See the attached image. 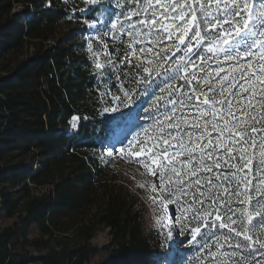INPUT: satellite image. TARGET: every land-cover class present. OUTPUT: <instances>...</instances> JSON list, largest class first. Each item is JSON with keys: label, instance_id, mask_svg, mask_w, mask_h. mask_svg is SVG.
I'll return each instance as SVG.
<instances>
[{"label": "trees", "instance_id": "1", "mask_svg": "<svg viewBox=\"0 0 264 264\" xmlns=\"http://www.w3.org/2000/svg\"><path fill=\"white\" fill-rule=\"evenodd\" d=\"M98 10L0 0V264H159L130 177L99 155L105 96L84 24Z\"/></svg>", "mask_w": 264, "mask_h": 264}, {"label": "snow or ice", "instance_id": "2", "mask_svg": "<svg viewBox=\"0 0 264 264\" xmlns=\"http://www.w3.org/2000/svg\"><path fill=\"white\" fill-rule=\"evenodd\" d=\"M133 2L111 22L128 36L125 58L135 59L131 75L137 85L155 83L176 99L168 101L171 107L165 106L151 132L144 129L129 142L126 154L140 158L136 162L157 178L167 194L162 210L177 206L173 227L187 233L189 243L200 237L207 264H264V0ZM85 3L105 7L98 0ZM214 58L218 66L208 71L207 61ZM95 67L103 65L97 60ZM178 80L184 82L180 87ZM120 91L126 99L113 95V101L126 104L129 91ZM233 237L242 240L233 243ZM225 244L252 259H233L238 253L221 251Z\"/></svg>", "mask_w": 264, "mask_h": 264}, {"label": "rangeland", "instance_id": "3", "mask_svg": "<svg viewBox=\"0 0 264 264\" xmlns=\"http://www.w3.org/2000/svg\"><path fill=\"white\" fill-rule=\"evenodd\" d=\"M118 3L122 7L117 8ZM98 4H103L105 7H99L93 18L85 19L84 24L86 25L87 51L94 63L98 60L103 65L101 69H98V79L102 85V93L105 96V107L101 113V126L98 128L100 158L104 162L112 160L114 167L123 171L125 176L130 177L129 184L138 195L140 203L145 209L147 222L160 233L162 242L159 264H207V260L202 257H207L208 249L200 250V237H197L196 242L189 243L191 237L187 233L178 234L179 228L173 227L174 221L171 219L173 211H177L178 214L177 206L168 204L167 210H162L167 194L160 192L157 178L153 177L141 164L136 162L140 158H130L125 151L130 141L138 134L143 135L144 129H148L149 132L152 131L154 120L161 118L166 105L169 108L171 107L168 101L176 99V94L169 96L167 91L161 92L155 83L137 85L131 75L135 59L132 58L131 63H129L128 59L125 58V48L127 47L125 42L128 40V36L126 33L122 35L118 28L112 29L111 22L115 21L116 15L121 12L126 13L130 7H134L133 0H98ZM106 8L114 14L108 16L107 11H105ZM135 19L137 18L133 17V20ZM120 20L122 23H127L122 15ZM201 52L203 53V49H201ZM181 54L178 53V55ZM219 60L225 68L229 66L227 62L223 61L222 55ZM109 61L111 62L109 63ZM196 63L199 64L200 61L196 60ZM169 64H171V61H169ZM217 66L215 58L207 61L208 71H212ZM165 67H168V65H165ZM197 75L202 77L204 73L198 72ZM153 78L156 83H159L160 77L154 76ZM183 83L179 80L175 82L177 87H180ZM121 86L128 90L130 94L126 104H117L113 101V95H120L122 100L126 99L123 97V92L120 91ZM180 90L185 91L183 88ZM157 97H160V99H157ZM109 152L112 155H108ZM36 166L37 164H35ZM153 184L157 185L155 189L152 188ZM161 217H165V219L161 220ZM206 230L202 228V232ZM169 231H172L171 237L168 235ZM210 231L216 232L221 237L227 234V229L217 230L212 228ZM107 240L106 232H100L98 244L102 245ZM236 240H242V237H233V243ZM209 243L214 245L215 237ZM211 250L215 251V247ZM221 251L237 252L238 256L233 259L245 256L250 260L252 259L251 256H248L247 251L229 247L228 244H225ZM256 259H261L259 253H257Z\"/></svg>", "mask_w": 264, "mask_h": 264}]
</instances>
